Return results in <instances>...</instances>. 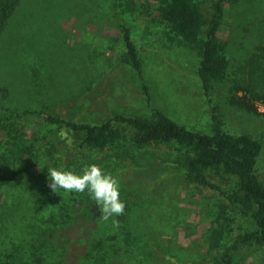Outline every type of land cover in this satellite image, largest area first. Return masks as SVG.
Listing matches in <instances>:
<instances>
[{
    "label": "rangeland",
    "instance_id": "374dc122",
    "mask_svg": "<svg viewBox=\"0 0 264 264\" xmlns=\"http://www.w3.org/2000/svg\"><path fill=\"white\" fill-rule=\"evenodd\" d=\"M135 1L137 9L124 13L111 0H23L0 34V129L7 126L12 134L34 143V153L42 162L41 172H23L12 187L0 190V262L7 261L3 253L13 248L27 262L32 225L56 218L72 194L58 189V196L47 186L44 165L51 157L46 151L57 146L58 139L41 117L44 114L98 125L119 114L155 120V111H161L202 133L211 132L215 114L228 133L248 135L261 143L257 173L264 184V60L260 57L264 0L225 2L207 85L198 74L202 45L184 42L170 32L160 18L162 0ZM191 1L202 13L201 39L206 40L217 0ZM123 24L130 27L142 64L140 75L125 63ZM237 95L250 97L259 114L236 105ZM1 140L11 141L0 134ZM68 145L61 159L80 163L83 157H103L95 150L76 151L72 141ZM121 150H128L136 161V189L151 184L143 200L130 206L125 223L116 216L98 223L105 248L126 244V229L134 235L122 264H211L221 251L212 247V232L223 223L221 219L234 218V228L251 227L231 210L220 191L190 183L168 164L173 154L169 146L122 142L110 153ZM211 181L226 188L217 177ZM119 191L123 201L120 186ZM239 264H264V247L245 255Z\"/></svg>",
    "mask_w": 264,
    "mask_h": 264
},
{
    "label": "trees",
    "instance_id": "16d2710c",
    "mask_svg": "<svg viewBox=\"0 0 264 264\" xmlns=\"http://www.w3.org/2000/svg\"><path fill=\"white\" fill-rule=\"evenodd\" d=\"M22 1L0 0V34ZM111 1L119 5L124 13L137 9L135 0ZM187 1V6H183L177 0H162L159 7L160 18L174 36L190 44L202 45L198 74L204 85H207L209 71L212 70L213 40L224 15V4L228 0L216 1L215 16L212 26L206 32V40L201 39L204 26L202 13L191 0ZM122 39L126 49L125 63L130 64L140 75L142 64L131 39L130 27L126 24L122 25ZM260 57L264 60V46L260 48ZM216 67L218 71L222 69ZM249 92L253 91L250 89ZM233 102L249 113L259 114L253 100L246 95H237ZM44 115L41 117L52 127L51 131L58 139V145H52L46 151L51 161L44 165L45 168L82 174L86 165L96 164L105 173L117 178L124 194L122 202L126 205L124 214L116 217L120 222H126L130 206L143 200V194L151 184L136 189L139 184L135 183V175L139 172L133 169L136 162L134 156L128 150L117 153H110V150L122 142H129L133 146L167 145L173 150L171 163L168 164H173L177 170L182 171L190 183L220 191L231 210L251 225L234 228V218L221 219L223 223L212 232L215 236L212 247L221 251L211 264H239L245 255L264 247V184L257 173L261 143L248 135L228 133L218 115H212L210 133L181 126L161 111H155V120L119 114L98 125L53 114ZM0 134L11 139L7 142L0 141L1 190L6 186L12 187L23 172H41L42 162L34 153V143H30L24 136L12 134L7 126L0 129ZM70 141L78 152L95 150L102 153L103 157L96 160L83 157L80 163L73 161L74 158L61 159L63 151L69 148ZM28 157L30 158L27 159ZM5 172H10L11 176H7ZM213 177L220 179L226 188L213 183ZM60 193L56 194L59 196ZM2 222L0 213V226ZM99 222V208L87 190L84 193H72L68 196L67 205L61 206L57 211L56 218L51 217L42 226L32 225L27 262L22 261L20 250L13 248L9 253H3L8 263L5 260L0 264H122L121 257L130 252V237L134 235L126 229V244L122 247L112 245L105 248ZM108 239L115 240V237Z\"/></svg>",
    "mask_w": 264,
    "mask_h": 264
},
{
    "label": "clouds",
    "instance_id": "9594fccd",
    "mask_svg": "<svg viewBox=\"0 0 264 264\" xmlns=\"http://www.w3.org/2000/svg\"><path fill=\"white\" fill-rule=\"evenodd\" d=\"M48 187L56 193L63 189L70 193H84L86 190L100 212V219L108 221L111 217L124 214L125 203L120 200L119 182L111 174L105 173L98 165H86L82 174L72 171L48 169ZM112 223L118 226V222Z\"/></svg>",
    "mask_w": 264,
    "mask_h": 264
}]
</instances>
